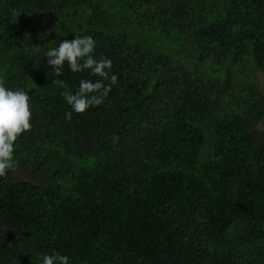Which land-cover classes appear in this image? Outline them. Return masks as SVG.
Wrapping results in <instances>:
<instances>
[{
	"label": "trees",
	"instance_id": "1",
	"mask_svg": "<svg viewBox=\"0 0 264 264\" xmlns=\"http://www.w3.org/2000/svg\"><path fill=\"white\" fill-rule=\"evenodd\" d=\"M83 36L118 83L69 121L45 53ZM259 72L264 0H0V80L32 106L0 178V264H264Z\"/></svg>",
	"mask_w": 264,
	"mask_h": 264
},
{
	"label": "clouds",
	"instance_id": "2",
	"mask_svg": "<svg viewBox=\"0 0 264 264\" xmlns=\"http://www.w3.org/2000/svg\"><path fill=\"white\" fill-rule=\"evenodd\" d=\"M95 40L91 36L64 39L58 47L49 49L45 56L47 64L52 66L53 83L64 89L61 95L71 106V111L65 114L71 120L72 112L83 114L90 107L104 103L112 90V85L118 83V76L111 73L112 60L109 58H94ZM67 64L72 72L90 70L91 75L100 77L93 82L81 80L78 90L73 94L68 84L59 79ZM104 81H110L105 84ZM32 106L28 93L24 90H11L0 80V178H6L14 168L15 142L26 131L32 128ZM42 264H69V257L55 251L44 254Z\"/></svg>",
	"mask_w": 264,
	"mask_h": 264
},
{
	"label": "rangeland",
	"instance_id": "3",
	"mask_svg": "<svg viewBox=\"0 0 264 264\" xmlns=\"http://www.w3.org/2000/svg\"><path fill=\"white\" fill-rule=\"evenodd\" d=\"M257 81H258L260 87L263 88L264 87V72H259L257 74Z\"/></svg>",
	"mask_w": 264,
	"mask_h": 264
},
{
	"label": "flooded vegetation",
	"instance_id": "4",
	"mask_svg": "<svg viewBox=\"0 0 264 264\" xmlns=\"http://www.w3.org/2000/svg\"><path fill=\"white\" fill-rule=\"evenodd\" d=\"M0 249H1V251L5 252V248H0Z\"/></svg>",
	"mask_w": 264,
	"mask_h": 264
}]
</instances>
